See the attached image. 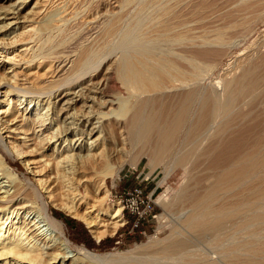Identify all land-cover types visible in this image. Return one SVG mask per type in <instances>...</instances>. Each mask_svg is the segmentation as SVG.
Instances as JSON below:
<instances>
[{
    "label": "bare ground",
    "instance_id": "1",
    "mask_svg": "<svg viewBox=\"0 0 264 264\" xmlns=\"http://www.w3.org/2000/svg\"><path fill=\"white\" fill-rule=\"evenodd\" d=\"M27 1L0 7V264H264V110L251 117L264 100V54L209 82L197 45L188 59L172 48L190 23L173 0H99L94 13L95 0H36L24 12ZM251 1L263 16L264 0ZM183 129L181 142L194 140L176 146ZM135 151L151 171L164 168L158 185L185 165L178 191L157 201L170 235L154 237L150 259L73 249L48 206L81 221L96 244L113 237L124 220L119 203L106 204L105 181L121 172L109 161ZM195 158L209 169L190 185Z\"/></svg>",
    "mask_w": 264,
    "mask_h": 264
},
{
    "label": "rangeland",
    "instance_id": "2",
    "mask_svg": "<svg viewBox=\"0 0 264 264\" xmlns=\"http://www.w3.org/2000/svg\"><path fill=\"white\" fill-rule=\"evenodd\" d=\"M16 1H19V0L0 1V7L3 9L9 8V6H11L12 3ZM35 1L36 0H28L26 3V8L24 9L25 10L24 12H27L30 10V8H33V4L35 3ZM89 1L90 0H88V2ZM98 1L99 0H95L93 4V7H92L93 13L100 10V9H97V8H100V5L97 6L98 4H96ZM178 1L182 4L178 3ZM186 1L184 2V0L182 1L173 0L172 4L170 2V5H172L173 7L175 4H176L175 7L179 5L180 6L179 9L178 7L175 8L176 10L178 9V11H175V12H177V14L179 15L181 14L182 15V16L180 15L181 17L184 16L183 18L185 19H183V21L185 20V22H188V23L190 22L189 25L185 23L187 24V27L184 28L186 30L182 29L180 31L181 34L179 35L181 37L182 35L184 36L182 37L183 39L181 38L183 42L181 41L180 44L176 45V46H179L180 48H177V47L175 48V46L172 48L176 49L175 52H177V50L179 52V49H180V52L183 51L182 54L180 52L177 54L183 56L184 59H188L189 57L188 55L191 56L193 54L194 56L196 49L198 48L197 49L198 53L197 55L195 54L196 57L198 56L196 58L198 62L201 64V66L204 65L203 67H205V70L207 68L209 69L211 67L213 68L211 77L209 78V82L215 79L221 73V71L226 67L227 64L235 63L241 58L244 59L247 57L248 54L250 55L251 53H252L251 54L252 56L253 54H255L254 57L256 58H258V55L260 57L261 54L262 55L264 54V14L262 16L261 11L260 13L259 11L256 12L255 8L254 9L249 8V6L252 4L251 0H186ZM90 2H92V0ZM185 3L188 6L184 5ZM104 9L105 10L108 9L109 11H111L110 7L108 8L106 7ZM217 32H220V33H217ZM85 33H87V31ZM216 33L222 35L220 36L222 37V39L218 35H216ZM196 37H198L200 40L202 38V40L204 41L208 39L206 41L207 43H204V44L202 43L204 46L208 45L209 42H212L213 40L214 41L212 45L211 43L209 44V46L211 45L210 48L208 46L204 47L203 45L200 46L201 45L200 43L202 42V40L199 42V39ZM218 37L220 39L217 41ZM193 39L194 40L198 39V40H196L195 42ZM189 40L190 42L192 41V43L194 44V45L191 44L192 46L190 48L187 47V46H190V42H188L189 45L185 43ZM220 41L223 43L217 46L218 45L217 43H219ZM192 49L195 51L194 53L190 54ZM256 50H257V53H253V52H256ZM170 59H172V57ZM172 60H174V58ZM111 62L113 61H109L107 65H109ZM185 62L188 63L187 61ZM106 63L107 61H105L102 64V66ZM176 63L179 64L178 60ZM180 63H182V67L184 66V68L188 66V64H184L181 61ZM205 85L207 86V81L205 82L204 86ZM262 100L263 98L260 101ZM263 102L262 104L259 101L257 102L259 104L256 103V105L254 106V110L256 109L255 110L256 113L253 110L251 117H257L256 115H258L259 119L262 118V113L264 110ZM107 129L109 133L112 131V128L110 127V125L108 126ZM184 130L185 129H183L179 133L180 135L178 134L177 139H176V136L174 137V140L177 142L173 141V144L176 143V146H179L182 144L186 145V143L188 145V143L190 144L192 142L193 135H191L192 138H190V136H187L189 137L187 138V140L190 139L188 142L187 140L185 142H181L183 141L182 137H184V134H185ZM110 138L112 139L113 136ZM1 150L2 152H4V149H1ZM4 154L10 166L17 173L22 183L28 186L36 187V184H34L35 182L32 176L25 170L23 164L21 163V160H19L13 154L12 155L11 154L9 155L6 153ZM136 154H139V153H136L135 151L134 153L132 152L126 155L125 157H122L123 159L116 158V159H112L111 161H109L110 162L109 164L113 165L114 167L115 166L121 167V172L118 178H113V177L107 178L105 181V184H106V189L109 191V195L106 200L107 205L118 204L119 201L123 199L120 197V194L122 193L124 189H133L134 187L139 186V188L143 190V193L145 195L149 194L155 188L157 189L153 197L155 205L153 209L151 210V212L148 213L146 217L140 222L139 229L135 228L134 230H132L131 225H132V221L134 218L126 210L124 211L122 210L124 224H125V221H127V223L123 227L119 228V230L113 237L109 235L105 236L102 239V241L103 240L105 241L103 245L100 243L96 244L97 241L93 239L92 234L89 232V230L86 228V226L81 221L71 218L70 216L66 215L65 212H63L62 210L56 209L51 204L48 206L49 214L50 212L54 214L60 213L64 215L65 217H68L69 219L76 221V224H75L76 228L71 230L69 227H67V225L64 223L63 220L59 219V221H61L64 224V228H65L64 234L66 236V239L70 240L71 242L70 245L73 249L77 250L81 248V246L85 247L82 241L86 242L88 238H91V240L95 242V245L97 246V248H92L89 250L95 252L96 254L114 256L117 254L129 253V256L133 259H136V258L150 259L153 257L152 255L155 254L154 252H157L160 249V246H158L159 244L157 245L153 241L155 240L154 237L156 236L157 237L156 240L161 241L162 239H165L167 236L170 235L172 224L170 222V219L167 217L163 219H159V216L163 213V209L161 205L157 203V201L166 199V198L167 200L169 198L171 199L174 196V194L178 191L181 182L186 178V174L184 171L185 165L184 167L183 166L178 167L172 174H170V176L165 178L164 181L160 185H158V183L162 181L163 178L165 177L166 172L164 168L159 166L160 168L151 171L147 167V160L145 159V157H143V155L140 154L139 155L141 157L140 159V157L137 156ZM132 155L134 156L136 155L135 157L137 159L133 156L135 159L133 161ZM104 163H105L104 161L102 163L100 162L101 166ZM209 163L210 162L207 159L200 158V160H198V158H195L192 161H190L189 164H186L189 166V167L186 166L187 168H189L190 170L192 169V171L190 172L192 176L190 175L191 179L190 178L189 179L191 181L189 182V184L191 182L192 183L196 182L198 178L199 179L203 178V176L206 175V172L209 169V166H208ZM100 164L98 166L99 168H100ZM191 164L193 165L191 166ZM91 176L92 178H95V174H91ZM196 177L198 178L196 179ZM81 193L83 194L82 190H81ZM42 195L45 198V195L44 194ZM119 205L122 207L121 203H119ZM176 208L179 209V206H177ZM130 220H131V223L129 222ZM192 243L194 247L199 250H202L206 247V246H203V245H206L205 241L201 239L193 240ZM70 254L73 255V253H70Z\"/></svg>",
    "mask_w": 264,
    "mask_h": 264
},
{
    "label": "built area",
    "instance_id": "3",
    "mask_svg": "<svg viewBox=\"0 0 264 264\" xmlns=\"http://www.w3.org/2000/svg\"><path fill=\"white\" fill-rule=\"evenodd\" d=\"M156 191L157 189L155 188L145 195L143 190L137 186L133 189H124L120 194V197L123 198L119 201L122 204V210H126L134 218L131 225L132 230L137 228L140 222L153 209L155 205L153 197ZM126 223L127 221H125Z\"/></svg>",
    "mask_w": 264,
    "mask_h": 264
},
{
    "label": "trees",
    "instance_id": "4",
    "mask_svg": "<svg viewBox=\"0 0 264 264\" xmlns=\"http://www.w3.org/2000/svg\"><path fill=\"white\" fill-rule=\"evenodd\" d=\"M52 214H53L54 218H56L57 220H59V219L63 220L66 225H68L70 221L76 222V221H74L72 219H69L68 217H65L64 215H62L60 213L59 214L52 213ZM129 222L131 223V220ZM139 228L140 227L138 225L136 229H139ZM82 243L86 247V249H88V250L92 249V248H97V246L95 245V242L92 241L91 238H88L86 242L82 241ZM103 243H105L104 240L100 242V244H102V245H103ZM81 247H83V246H81Z\"/></svg>",
    "mask_w": 264,
    "mask_h": 264
},
{
    "label": "crops",
    "instance_id": "5",
    "mask_svg": "<svg viewBox=\"0 0 264 264\" xmlns=\"http://www.w3.org/2000/svg\"><path fill=\"white\" fill-rule=\"evenodd\" d=\"M76 222H72L70 221L69 224L67 225V227H69L71 230L75 229L76 228ZM64 225V224H63Z\"/></svg>",
    "mask_w": 264,
    "mask_h": 264
}]
</instances>
